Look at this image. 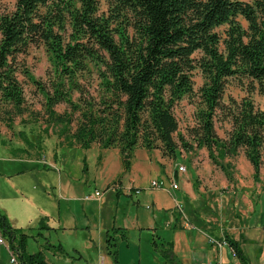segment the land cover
I'll list each match as a JSON object with an SVG mask.
<instances>
[{
    "label": "trees",
    "instance_id": "16d2710c",
    "mask_svg": "<svg viewBox=\"0 0 264 264\" xmlns=\"http://www.w3.org/2000/svg\"><path fill=\"white\" fill-rule=\"evenodd\" d=\"M105 1L107 9L103 0H17L12 11L2 12L0 0V107L25 112L19 78L24 74L43 95L48 124L63 125L69 148L88 150L95 143L119 148L126 171L139 147L161 149L171 158L181 148H206L212 163L225 171L223 160L244 150L254 181L264 189V109L250 96L223 101L229 77L256 81L264 89V0ZM32 45L47 51V82L20 59ZM196 68L206 80L200 89L204 107L189 142L178 132L173 110L194 93ZM92 77L99 81L96 95ZM61 103L68 105L62 113L56 110ZM217 118L231 124L226 137L217 133ZM48 221L41 216L38 229H51ZM0 231L20 264H49L43 250L29 251L34 235L13 226L1 210ZM127 239L124 228L106 231L113 264H119V243ZM223 240L249 264L238 240L229 235ZM161 251L174 258L171 247Z\"/></svg>",
    "mask_w": 264,
    "mask_h": 264
},
{
    "label": "rangeland",
    "instance_id": "374dc122",
    "mask_svg": "<svg viewBox=\"0 0 264 264\" xmlns=\"http://www.w3.org/2000/svg\"><path fill=\"white\" fill-rule=\"evenodd\" d=\"M16 1L1 0L2 12L12 11ZM102 9H107L105 0L102 2ZM20 59L24 67H28L37 78L43 82L48 81L51 64L43 45H32ZM19 78L25 88V112H7L0 107V210L8 216L12 224L34 235L30 238L29 251L43 250L49 264H102V257L107 261L109 258L105 237L102 245L97 239L99 248H96L84 223L88 220L98 223L100 214L102 223L109 225L114 213V193L111 191L110 197L108 189L109 199L101 209L97 203H89L90 206L85 211L80 201L62 198L59 189V181L69 177L79 195L85 197L97 190L103 191L105 181L93 177V174L97 175L95 161L99 156V145L95 143L89 150L78 145L69 148L64 140L65 135L61 132L63 125L48 124L40 90L24 74ZM205 81L201 69L196 68L193 71L194 93L184 96L174 106L173 111L179 124L178 132L189 142L193 141L191 129L196 126V114L199 108L204 107L200 89ZM98 82L92 77L91 89L94 95L97 93L95 90ZM78 96L79 93L76 92L75 98ZM246 96H250L258 107L264 109V89H261L258 82L229 77L223 101L228 102L232 97L240 100ZM67 109L66 103L56 106V110L61 113ZM230 129L228 120L216 119L219 136L226 137ZM181 149L177 157L170 158L173 159L176 172H184L179 170L183 165L190 175L194 173L193 180L201 191L200 201L205 217L225 229L229 226L233 236L240 230L247 229L250 235L262 240V229L251 232L248 225L255 224L253 210L261 216L258 222L261 220V224H264V189L262 183L254 181V169L244 150L235 157L223 160L228 170L226 173L227 170L212 163L206 148H196L192 151ZM84 159L87 162L86 168ZM52 161L57 163V167H52ZM261 178L264 180V165L261 168ZM41 207L54 215L52 221L56 227L60 224V214L63 217L69 213L76 214L80 224L78 228H60L56 231L48 230L49 232L38 229V221L43 216ZM187 223L190 224L189 221ZM30 227L33 229H29ZM40 230L42 234H38ZM220 241L223 242V239ZM59 244L63 245L62 249L58 247ZM215 244L206 245L210 258L214 257V254H211L213 250L217 256L222 252L225 263L233 264L236 259L232 253L233 249L227 246L228 243L223 245L222 249L218 243ZM245 249L250 264H264L263 258H260L261 261L257 259L254 245H248ZM144 252H147V249H144ZM203 255H206L205 251ZM0 264H20L18 257L17 263L11 262V252L6 244H0Z\"/></svg>",
    "mask_w": 264,
    "mask_h": 264
},
{
    "label": "crops",
    "instance_id": "0c3cea01",
    "mask_svg": "<svg viewBox=\"0 0 264 264\" xmlns=\"http://www.w3.org/2000/svg\"><path fill=\"white\" fill-rule=\"evenodd\" d=\"M98 149L102 158L101 160L97 158L95 161L97 175L93 174V177L105 181L103 191L97 190L102 195L96 196L97 191L85 197L77 194L68 177L64 181H59V189L62 192L60 196L69 201H80L86 211L90 206L89 203H97L101 209L109 199L108 189L110 197L111 191L114 193V213L110 224L102 223L99 214L98 223L88 220L84 226L88 228L90 240L96 248H99L97 239L102 245L104 237L106 241V231L112 226L127 230L128 239L119 243V264H205L209 261H222L226 264L222 252L217 256L216 251L213 250L211 254H214V257L210 258L206 246L207 243L216 245L211 238L220 241L226 235L240 242L245 255H247L245 248L254 245L257 259H264V224H261V220L260 223L258 222L261 216L260 214L258 216L255 210H253L255 224L248 226L251 232L262 229L260 233H263V239L250 235L247 229L240 230L233 236L229 226L225 229L205 217L204 207L200 201L201 191L193 180L194 173L190 175L188 169L184 172H176L173 159L164 156L161 149L137 148L131 167L127 171L119 148L101 149L99 146ZM50 164L52 167H57L56 162L52 161ZM153 180L162 181V187L154 188ZM174 181L178 182V189L172 187ZM41 212L49 217L48 224L52 227L49 231L60 228L74 229L80 224L76 214L69 213L66 217L60 214V224L58 223L56 227L52 221L54 215L44 207H41ZM188 221L191 225L187 223ZM154 242L159 249L155 248ZM170 247L174 256L172 260L167 259L161 251ZM144 249H147V252H144ZM204 251L206 255H203ZM235 259L233 264H243L239 257L235 256ZM101 260L103 264H113L110 256L108 261L105 257Z\"/></svg>",
    "mask_w": 264,
    "mask_h": 264
},
{
    "label": "built area",
    "instance_id": "2783aa9c",
    "mask_svg": "<svg viewBox=\"0 0 264 264\" xmlns=\"http://www.w3.org/2000/svg\"><path fill=\"white\" fill-rule=\"evenodd\" d=\"M179 170H180V171H181V170H182V171H185V166L181 165V166L179 167ZM162 185H163V183H162V181H160V180H153V181H152V186H153L154 188H161ZM172 187H173L174 189H178V188H179V184H178V182H175V181H174V182L172 183ZM95 194H96V196H101V195H102L100 191H97ZM211 241H212V242H215V243H218V245H220V247H222L223 245H226V244H227L226 241L221 242V241H218V240H216V239H214V238H211ZM0 244H6V245H7V247L9 248V250H10V252H11V262H12V263H17V256H16V253H15L13 250L10 249L9 243H8V241L6 240V238L3 236V234H2L1 231H0ZM232 253H233V255L235 256L234 251H233ZM102 264H103V261H102ZM205 264H223V263H222V261H218V262H207V263H205Z\"/></svg>",
    "mask_w": 264,
    "mask_h": 264
}]
</instances>
